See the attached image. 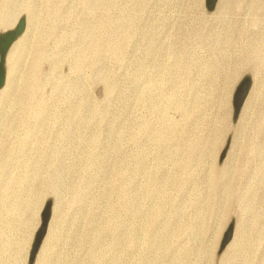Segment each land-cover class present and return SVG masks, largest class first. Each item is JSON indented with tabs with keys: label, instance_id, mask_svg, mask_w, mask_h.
Returning a JSON list of instances; mask_svg holds the SVG:
<instances>
[{
	"label": "rangeland",
	"instance_id": "1",
	"mask_svg": "<svg viewBox=\"0 0 264 264\" xmlns=\"http://www.w3.org/2000/svg\"><path fill=\"white\" fill-rule=\"evenodd\" d=\"M15 2L0 264H264V0Z\"/></svg>",
	"mask_w": 264,
	"mask_h": 264
},
{
	"label": "water",
	"instance_id": "2",
	"mask_svg": "<svg viewBox=\"0 0 264 264\" xmlns=\"http://www.w3.org/2000/svg\"><path fill=\"white\" fill-rule=\"evenodd\" d=\"M217 2L218 0H206V6L209 10H213L216 7ZM25 29H26V19L21 18L13 29L0 34V89L6 84V80H7L6 59L8 52L12 44L25 31ZM251 86H252V79L250 77H246L242 81L240 86H238L234 98L235 118H237L238 115L240 114L241 109L244 106V103L250 92ZM50 217H51V212H50V204H49L47 208V213L45 214L43 219V224L39 230V233L36 237L33 246V250L31 253V261L35 259L36 254L38 253L42 241L47 233ZM233 233H234L233 226H231V228L226 234L222 247L226 246V244L230 242Z\"/></svg>",
	"mask_w": 264,
	"mask_h": 264
},
{
	"label": "bare ground",
	"instance_id": "3",
	"mask_svg": "<svg viewBox=\"0 0 264 264\" xmlns=\"http://www.w3.org/2000/svg\"><path fill=\"white\" fill-rule=\"evenodd\" d=\"M16 5L15 0H0V26L3 27H13L16 22H17V18H18V14L13 12V7ZM14 28V27H13ZM16 65L19 64V59L16 60L15 62ZM14 67V66H13ZM11 81L13 82V80L8 79L7 76V80H6V85L4 88H8V86L10 85ZM0 89V107L3 105L4 103V98L2 97V95L6 92V89ZM31 92V91H30ZM34 91H32L31 93L27 94L26 96V100L27 103L28 101H30V99L34 98ZM28 107V104H27ZM30 108V107H29ZM37 109H35L36 111ZM23 122L22 120L20 121V123ZM0 179L1 177H3V175H5L8 167H9V163L7 160V157H1L0 158Z\"/></svg>",
	"mask_w": 264,
	"mask_h": 264
}]
</instances>
